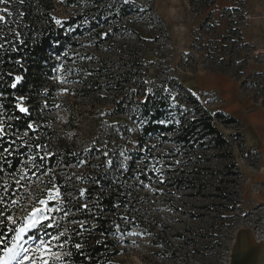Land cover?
<instances>
[{
  "label": "rangeland",
  "instance_id": "obj_1",
  "mask_svg": "<svg viewBox=\"0 0 264 264\" xmlns=\"http://www.w3.org/2000/svg\"><path fill=\"white\" fill-rule=\"evenodd\" d=\"M153 3L155 14L151 17L118 16L75 36V46H69L66 58L59 62L54 76L56 128L88 154L99 157L118 138L123 140L126 124L132 127L133 123L131 112L121 110L116 103L121 94L113 89L114 84L112 90L104 84L100 94L90 97L85 94L83 80L100 74L102 83H106L102 75L122 73L127 62L139 56L146 59L144 68L150 76L159 72L161 78L177 77L212 115L224 112L233 102L243 106L250 102L252 111H264L262 99L256 101L253 95L256 88L264 95V0ZM77 8L59 6L58 20L71 18ZM97 30L99 35H93ZM135 63L139 67L143 62L139 59ZM87 67L96 71H86ZM209 74L232 79L230 85L224 84L228 90L221 83V88H216L215 82L207 79ZM238 88V94H234ZM245 112L242 108L236 110L239 116ZM215 124L231 141V158L211 148L172 158L185 171L196 173L190 176L198 178L196 186L171 185L169 174L159 181L132 180L139 204L129 209L128 218L118 222L115 239L119 252L113 264H232L237 231L251 219L263 198L264 150L245 145L239 136L244 129L239 125L225 126L217 119ZM127 144L131 151L138 148L135 138ZM149 147L165 154L173 144L150 143ZM163 161L160 159L161 164ZM33 203V198L26 200L14 215L22 218ZM50 206L65 209L62 205ZM52 215L65 226L63 212ZM70 215L73 213L67 217ZM49 229L45 231L55 235ZM129 232L142 235L132 236ZM42 234L36 230L29 233L35 237ZM36 242L28 241L25 247ZM66 264L72 263L66 259Z\"/></svg>",
  "mask_w": 264,
  "mask_h": 264
},
{
  "label": "trees",
  "instance_id": "obj_2",
  "mask_svg": "<svg viewBox=\"0 0 264 264\" xmlns=\"http://www.w3.org/2000/svg\"><path fill=\"white\" fill-rule=\"evenodd\" d=\"M59 6H78L77 13L58 24ZM4 8L12 15L7 16V24H0V45H3L0 47V124L6 133L0 142V151L10 147L12 155L0 158V168L4 169L0 172V181L8 180L15 190L11 174L18 179L20 170L24 169L28 178L23 183L35 201L38 195L43 198L44 184L32 172H46L45 183L51 179L61 189L65 199L62 206L73 213L65 218V226L51 230L58 234L66 228L61 242L67 241L64 250L71 253L66 256L68 262L113 264L119 252L115 239L118 222L128 218L129 209L139 204L132 180L159 181L164 174H169L171 185H195L198 178L190 176L196 173L185 171L172 158L187 153L195 155L197 150L205 148L222 151V156L231 158V141L219 130L215 119L225 126L241 127V122L223 111L212 115L177 77L161 78L159 72L150 76V71L144 68L146 59L139 56L131 59L132 64L129 60L122 73L102 75L107 78L106 83H102L100 74L91 75L89 81L83 80L85 94L90 97L100 94L104 84L109 85L108 90L114 84L113 89L121 94L116 103L122 106L121 110L131 112L133 123L132 127L126 124L123 140L118 138L117 143L104 151L107 156L88 154L62 137L56 128V69L66 58L68 47L75 46V36L118 16L151 17L155 14L153 0H128L127 3L124 0H10L0 4V9ZM97 32L93 35L98 36L100 32ZM139 59L143 63L138 67L135 62ZM86 71L96 69L87 67ZM16 77L20 79L17 81ZM255 91L254 98L262 99L264 105L263 93L257 88ZM18 104H23L28 111L20 112ZM30 124L32 128L28 127ZM239 136L246 145L244 133ZM132 138L137 140L138 148L131 151L127 143ZM150 143H170L173 147L166 149L165 154L156 153L149 147ZM45 153L53 155L45 157ZM41 157L45 158L41 160ZM160 159L165 161L161 164ZM19 194L25 195L23 191ZM84 204L88 207H81ZM13 234L0 226V238L6 237L5 244H9ZM76 243L82 246L79 250L74 247ZM3 247L0 245V250Z\"/></svg>",
  "mask_w": 264,
  "mask_h": 264
},
{
  "label": "snow or ice",
  "instance_id": "obj_3",
  "mask_svg": "<svg viewBox=\"0 0 264 264\" xmlns=\"http://www.w3.org/2000/svg\"><path fill=\"white\" fill-rule=\"evenodd\" d=\"M125 3L128 0H124ZM10 3V0H0V4ZM12 13L7 8L0 9V24H7V16H11ZM56 23H60L59 20ZM18 35V33H17ZM3 45H0L2 47ZM90 59V57H88ZM20 77H16L18 81ZM15 87V85H13ZM150 91V90H149ZM17 108L20 112H27L28 109L18 104ZM32 128V125H28ZM6 135L4 126L0 124V142L3 141ZM27 135V133H25ZM14 143V142H13ZM2 146V144H0ZM5 154L12 155L9 148H3L0 151V158H4ZM53 155L52 153H45V157ZM107 156V152L104 153ZM123 155V153H121ZM45 157H41L43 160ZM30 160L34 158L30 157ZM25 167L28 162L25 161ZM111 163V161H109ZM4 169L0 168V172ZM19 178H15V174L12 175L14 180L15 190H13L12 183L8 180L0 181V226L7 227L9 232H14L15 235L12 237L11 245L5 244V239L0 238V245H4L3 254L0 255V264H66V256H70L71 253L64 252V246L67 241H61V237L66 236L65 231H58V234L52 235L45 231L49 228L61 227V220L57 219L52 213L63 212L64 217L69 215V211L64 210L62 207L50 206V205H62L64 199L61 193V189L52 183L51 179H48L45 183L43 177L48 174L32 172V176L36 177L39 183L44 184L42 189L43 198L39 195L36 197L34 203L31 205L30 210H26V214L23 217H17L13 214L15 208H23L26 200L32 199V193L29 188L23 183L28 178V173L24 169L20 170ZM25 193L24 196H20V192ZM83 195V191H81ZM81 207L87 208L86 204ZM10 226V227H9ZM80 227H83V223H80ZM33 230L42 232L43 234L39 237L29 235ZM128 235L138 236L141 233L129 232ZM48 236V239L44 237ZM27 237V239H26ZM34 246L25 247L28 241H37ZM134 243V242H133ZM74 247L79 250L82 246L76 243Z\"/></svg>",
  "mask_w": 264,
  "mask_h": 264
},
{
  "label": "crops",
  "instance_id": "obj_4",
  "mask_svg": "<svg viewBox=\"0 0 264 264\" xmlns=\"http://www.w3.org/2000/svg\"><path fill=\"white\" fill-rule=\"evenodd\" d=\"M206 77L215 82L216 88L222 87L225 90H228V87L225 86L230 85L232 80H224L223 75L216 74H209ZM219 83H221V87H219ZM239 90L240 88L234 94H238ZM237 104L239 106L233 102L231 107H225L224 112L230 113L240 120L241 127L244 129L246 143L264 150V111H252L250 102L244 106L240 102ZM241 108L246 111V115L239 116L236 114V110ZM261 183H264V175L261 178ZM261 200L260 204L264 203V193ZM232 264H264V241L257 242L252 229L248 225L241 226L237 231Z\"/></svg>",
  "mask_w": 264,
  "mask_h": 264
},
{
  "label": "built area",
  "instance_id": "obj_5",
  "mask_svg": "<svg viewBox=\"0 0 264 264\" xmlns=\"http://www.w3.org/2000/svg\"><path fill=\"white\" fill-rule=\"evenodd\" d=\"M251 219L246 220L248 225L254 234L257 242L264 241V203H259L258 207L251 214Z\"/></svg>",
  "mask_w": 264,
  "mask_h": 264
}]
</instances>
